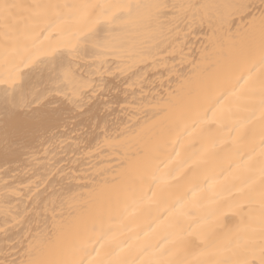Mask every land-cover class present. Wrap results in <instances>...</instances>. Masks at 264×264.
<instances>
[{
	"label": "snow or ice",
	"instance_id": "6c2138e0",
	"mask_svg": "<svg viewBox=\"0 0 264 264\" xmlns=\"http://www.w3.org/2000/svg\"><path fill=\"white\" fill-rule=\"evenodd\" d=\"M0 22V155L37 163L32 144L66 153L53 129L104 90L79 61L133 87L168 66L182 32L207 29L191 72L173 65L166 94L132 106L137 123L105 122L94 151L134 149L131 172L97 179L71 167L79 159L28 170L27 192L12 194L29 203L0 226L6 242L24 227L11 264H264V0H0Z\"/></svg>",
	"mask_w": 264,
	"mask_h": 264
},
{
	"label": "bare ground",
	"instance_id": "6f19581e",
	"mask_svg": "<svg viewBox=\"0 0 264 264\" xmlns=\"http://www.w3.org/2000/svg\"><path fill=\"white\" fill-rule=\"evenodd\" d=\"M14 2L31 3L32 0H14ZM172 2H177V0H172ZM2 31L3 25L0 22V32ZM206 31L207 29L202 31L199 28H193L187 33L182 32L180 34L181 43L177 46V51L167 57L168 66L147 69L143 74L142 83L133 87L125 84L124 81L128 78L121 77L119 73L115 75L105 74L102 77L94 74L96 70L91 66L94 63L91 59L79 61L80 67L74 70L85 79H103L106 82L104 90L97 96L91 97V100L85 104L83 111L73 109L68 118V123H60L58 128L53 129L56 137L67 138L72 141V143L63 146L67 150L66 153L60 151L58 141L53 140L52 143L57 150L55 156L45 157L43 152L39 150L41 147L48 148L47 144L43 146L38 142L32 144L31 147L36 151L39 163L26 158L31 155L30 151L21 150L14 156L7 158L0 155V226H3L5 219H11V215H5L6 211L12 215L23 214L24 207L29 201L24 200L21 195L12 194V192H27L23 184L28 182L31 175L28 170L35 168L39 170L41 175H45L46 160H55L61 162L64 167H70L64 162L70 159H79L80 163L71 167L79 168L81 172L96 176L97 179H99L97 170L109 173V179L114 176L119 177L122 173L131 172L135 165L134 149L117 154L110 152L98 154L94 151L97 144L103 141L105 122L112 132H115L118 127L122 128L125 124L137 123L136 120L129 117V114L133 112L132 106L141 100L148 103L157 94H166L170 89L171 81L175 80V75H170L173 65L185 74L191 72L190 62L199 61L201 51L207 44ZM182 60L183 63H181ZM131 83L129 81V84ZM193 87H195V83H193ZM133 94H135V98ZM49 151L51 152L52 149ZM86 153H91V155ZM73 177L72 187L88 196V191L92 187L86 182L88 176L81 177L79 173L73 172ZM55 179H60V177H55ZM5 181H7V185ZM64 182L68 183L67 177H64ZM6 187L10 189L7 198H5ZM18 201L22 202L18 203ZM84 210L85 212L88 211L87 205L84 206ZM232 219L238 222L239 218L232 217ZM9 231L10 238L7 242L3 233H0V261H8L11 264L13 260L23 259L21 243H17V241L23 242L24 227L9 229ZM71 233L72 224L69 223L66 226V234L69 240Z\"/></svg>",
	"mask_w": 264,
	"mask_h": 264
}]
</instances>
